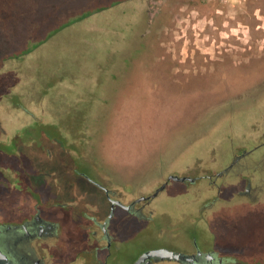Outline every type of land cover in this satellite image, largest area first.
<instances>
[{
    "label": "rangeland",
    "instance_id": "1",
    "mask_svg": "<svg viewBox=\"0 0 264 264\" xmlns=\"http://www.w3.org/2000/svg\"><path fill=\"white\" fill-rule=\"evenodd\" d=\"M114 1L0 0V121L13 129L33 121L26 110L41 115L15 139L21 157L32 154L30 139L46 149L45 135L57 131L64 136L50 141L57 157L48 165L79 177L59 178L61 186L84 183L92 191L77 171L109 183L110 169L128 201L160 183L166 168L215 174L236 151L264 142V0H126L69 24ZM260 159L254 176L250 167L249 174L217 177L220 192L197 181V202L214 204L204 217L223 253L256 252L250 237L260 238L264 227ZM240 175L262 187L255 199L233 196L245 185ZM186 186L171 181L154 199L159 210L151 221H128L118 264H132L143 250L189 243L195 195ZM1 190L0 181V217ZM29 198L26 192L8 206L18 211Z\"/></svg>",
    "mask_w": 264,
    "mask_h": 264
},
{
    "label": "flooded vegetation",
    "instance_id": "2",
    "mask_svg": "<svg viewBox=\"0 0 264 264\" xmlns=\"http://www.w3.org/2000/svg\"><path fill=\"white\" fill-rule=\"evenodd\" d=\"M157 1L150 0V6ZM148 23L151 24V20H148ZM25 113L33 121L20 123L19 126L22 127L9 129L0 121L2 142L0 150L3 152L0 156V181L2 198L6 203L3 206L4 214L0 217V264H112L113 262L118 264L121 260L117 253L121 231L130 219H137L142 223L151 221L154 213L159 210L154 199L161 190L169 186L171 181L188 183L186 187L195 195L192 199L195 205L187 212L195 231H190L187 245L167 246L174 252L180 253L178 258L147 256L138 261L142 253L151 250L147 249L140 252L132 264H264V238L262 239L264 227L257 229L259 235L261 234L260 238L250 237V241H254L256 252L245 247L242 251L230 250L223 253L216 248L215 241L211 238V233L216 232L214 225L204 217L205 213L213 210L214 204L197 202V181L208 180L220 192L221 185L215 183L217 177L222 174L233 170L238 174H249L251 167L254 169L252 170L254 176L258 171L256 167L261 161L263 162L260 157H264V142L253 145L251 149L236 151L229 157L225 167L217 170L215 174L206 170L200 174H181L182 172L166 168L159 174L162 181L155 183L153 190L141 191L135 196L133 194L136 193L132 192L129 196L130 200L126 201L124 195L127 191L120 186L117 173L110 169L107 170L114 175V180H118L109 179L111 181L109 183L77 171L91 184L92 191L84 183L81 185L75 183L69 188L58 183L59 178L65 177L71 181L79 177L77 174L73 176L64 171H61V174L57 173V169L48 165L50 158L57 157L52 152L50 141L56 138L63 139L64 136L57 131L45 135L49 143L45 144L46 149L45 142L42 149L38 150L36 141L30 139L28 145L32 154L28 159L21 157L15 139L28 125L41 117V115L33 117L31 114L35 112L30 110H26ZM53 117L57 116L50 115V118ZM257 151H259L258 158L254 159ZM58 159L64 162L68 156ZM100 168L103 169L101 166ZM171 175L187 178L176 180L169 178ZM239 177L244 180L245 185L243 188L232 189L233 196L247 195L255 199L262 187L253 185L251 176ZM71 182L74 183L75 180ZM163 184L164 187L159 189ZM26 192L30 196L28 205L25 200L20 210L14 212L19 208L10 207V204L8 206V200L25 196ZM197 226H200V230ZM172 230L176 232L178 229L173 226ZM201 230H204L207 236L202 235Z\"/></svg>",
    "mask_w": 264,
    "mask_h": 264
},
{
    "label": "water",
    "instance_id": "3",
    "mask_svg": "<svg viewBox=\"0 0 264 264\" xmlns=\"http://www.w3.org/2000/svg\"><path fill=\"white\" fill-rule=\"evenodd\" d=\"M169 178L178 179V180H185L186 176H177V175H171ZM165 184H163L159 189L163 188ZM156 194V193H155ZM153 194V195H155ZM147 256H159V257H179L180 253L174 252L173 250L166 248V247H158L153 248L147 252H144L140 255L138 261H141L145 259Z\"/></svg>",
    "mask_w": 264,
    "mask_h": 264
},
{
    "label": "trees",
    "instance_id": "4",
    "mask_svg": "<svg viewBox=\"0 0 264 264\" xmlns=\"http://www.w3.org/2000/svg\"><path fill=\"white\" fill-rule=\"evenodd\" d=\"M125 1L126 0H116L114 2H110V4H108V5L96 6L94 9H90V10L87 9V10L81 12L80 14H78L77 17H75V16L73 18L71 17L72 20L69 21V24L77 23L78 21H81V20L85 19L86 17H90L92 15H95L96 13H100L104 10H107L109 8L114 7L118 3H123ZM9 9H10V7H9Z\"/></svg>",
    "mask_w": 264,
    "mask_h": 264
}]
</instances>
